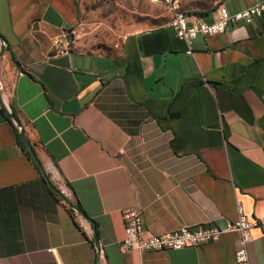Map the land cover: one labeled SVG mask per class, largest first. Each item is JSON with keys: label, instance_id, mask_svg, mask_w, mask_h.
<instances>
[{"label": "crops", "instance_id": "crops-1", "mask_svg": "<svg viewBox=\"0 0 264 264\" xmlns=\"http://www.w3.org/2000/svg\"><path fill=\"white\" fill-rule=\"evenodd\" d=\"M177 2L206 24L218 6L264 8ZM78 14L76 0H0L11 113L68 190L66 201L52 194L0 111V264H98L94 239L101 264H235V233L179 251L122 253L118 243L132 208L147 235H160L224 227L236 203L252 223L250 263L264 264V11L196 37L192 55L168 22L124 35L110 54L76 51Z\"/></svg>", "mask_w": 264, "mask_h": 264}, {"label": "built area", "instance_id": "built-area-1", "mask_svg": "<svg viewBox=\"0 0 264 264\" xmlns=\"http://www.w3.org/2000/svg\"><path fill=\"white\" fill-rule=\"evenodd\" d=\"M150 5L164 8L169 14L168 27H170L177 39L187 45L186 53L192 55L188 43L198 36L203 38L218 35L231 30L234 26L248 25L254 18L262 15L264 8L262 5L248 7L242 11L230 14L223 6L216 9L217 21L206 24L200 19H189V16L181 11L177 0H147ZM56 52H67L68 44L61 45L59 40L52 42ZM7 47V43L0 40V50ZM10 89L0 81V106L6 111H11L9 99ZM45 173L51 184L64 197H68V190L65 182L54 172L49 165L45 168ZM123 239L118 243V248L122 253L128 252H166L179 251L187 247H199L208 242L218 240L224 233H235L237 235V245L234 253L235 264H251L248 254V243L250 241V230L252 223L245 214L242 206L236 203V219L227 222L224 227L215 225H197L193 227H181L174 231L160 235H147L143 228L142 211L132 208L123 213ZM98 264H101V251L96 249Z\"/></svg>", "mask_w": 264, "mask_h": 264}, {"label": "rangeland", "instance_id": "rangeland-1", "mask_svg": "<svg viewBox=\"0 0 264 264\" xmlns=\"http://www.w3.org/2000/svg\"><path fill=\"white\" fill-rule=\"evenodd\" d=\"M78 23L71 47L84 53H105L116 49L124 35L155 28L169 21L168 12L147 0H76ZM222 0H194L196 7L210 9ZM183 11H192V8Z\"/></svg>", "mask_w": 264, "mask_h": 264}, {"label": "water", "instance_id": "water-1", "mask_svg": "<svg viewBox=\"0 0 264 264\" xmlns=\"http://www.w3.org/2000/svg\"><path fill=\"white\" fill-rule=\"evenodd\" d=\"M70 35L67 36V40H70ZM2 40V39H0ZM4 41V40H2ZM5 42V41H4ZM6 43V42H5ZM4 49L2 48L0 50V53L3 51ZM6 114L9 115V117L14 121V123L16 124L17 128H18V131H19V136H20V139H21V142L30 158V160L33 162V164L35 165V167L38 169L39 173L42 175L43 179L46 181L47 183V186L48 188L53 192L55 193L58 197H60L62 200L66 201V199L60 194V192L51 184V182L48 180L47 176H46V173H45V169L43 167V165L40 163V161L38 160L35 152H34V149H33V146L32 144L30 143V141L28 140L25 132L22 130V128L17 125V123L15 122V118L14 116L12 115L11 111H6ZM78 215H80L81 217H83L84 219H86L87 221H90L83 213H81L80 211H77ZM91 222V221H90ZM92 223V222H91ZM97 240L94 239V244L96 246V249L98 248L97 246Z\"/></svg>", "mask_w": 264, "mask_h": 264}, {"label": "trees", "instance_id": "trees-1", "mask_svg": "<svg viewBox=\"0 0 264 264\" xmlns=\"http://www.w3.org/2000/svg\"><path fill=\"white\" fill-rule=\"evenodd\" d=\"M112 51H110V52H105L104 54H110ZM9 107H10V105H9ZM10 109H11V107H10ZM0 111L2 112V113H6L5 112V110L0 106ZM18 138V144H19V146H20V148L24 151V153L26 154V156L27 157H29L28 156V154H27V152H26V150H25V148H24V146H23V144H22V142H21V139H20V137H19V135L17 136ZM52 194L55 196V197H57V198H60V197H58L55 193H53L52 192ZM61 199V198H60Z\"/></svg>", "mask_w": 264, "mask_h": 264}]
</instances>
